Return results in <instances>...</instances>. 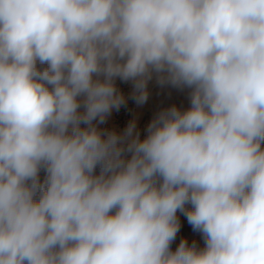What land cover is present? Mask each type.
Returning a JSON list of instances; mask_svg holds the SVG:
<instances>
[{
  "label": "clouds",
  "instance_id": "obj_1",
  "mask_svg": "<svg viewBox=\"0 0 264 264\" xmlns=\"http://www.w3.org/2000/svg\"><path fill=\"white\" fill-rule=\"evenodd\" d=\"M0 264H264V0H0Z\"/></svg>",
  "mask_w": 264,
  "mask_h": 264
},
{
  "label": "rangeland",
  "instance_id": "obj_2",
  "mask_svg": "<svg viewBox=\"0 0 264 264\" xmlns=\"http://www.w3.org/2000/svg\"><path fill=\"white\" fill-rule=\"evenodd\" d=\"M116 83L119 90L127 98V104L126 106H122L119 111L113 110L106 124L100 125L101 128L123 131L130 121L135 120L137 130L143 138L146 135L147 125L161 110L173 105L182 110L189 107L187 90L181 91L169 85L161 86L155 79L149 82V96L147 101L142 105L136 104V102L131 99L133 90L131 82H122L118 79ZM179 219L181 229L177 234L176 240L171 245L172 249L174 250L179 245L180 241L184 239H186L189 244L195 242L199 247H203L204 242L202 235L199 232L193 231L191 225L188 224L183 215H180Z\"/></svg>",
  "mask_w": 264,
  "mask_h": 264
}]
</instances>
